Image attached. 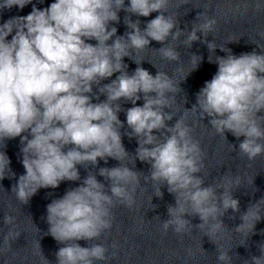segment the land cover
I'll return each mask as SVG.
<instances>
[{
	"label": "clouds",
	"instance_id": "9594fccd",
	"mask_svg": "<svg viewBox=\"0 0 264 264\" xmlns=\"http://www.w3.org/2000/svg\"><path fill=\"white\" fill-rule=\"evenodd\" d=\"M31 3L0 0V11L23 9ZM169 3L128 0L126 6L125 0H54L47 8L33 5L28 15L0 24V144L19 137L25 169L11 189L16 199L27 205L40 189L80 181L78 165L96 167L99 160L107 163L108 158L120 162L117 167L99 168L107 188L89 171L78 187L47 204V235L63 245L55 253L56 264L108 260V248L103 244L82 247L77 241L98 240L112 229V208L117 203L129 209L136 203L141 172L122 163L129 153L122 143L124 123L118 116L124 111L121 100L133 105L125 112L131 131L124 135L137 139L135 160L150 165L145 182H153L155 197L163 198L161 188L167 186L175 198V205L168 206L169 219L161 224L165 234L170 229L177 235L189 233L193 225L185 216L199 217L201 223L195 227L215 244L213 237L226 230L222 220L225 213L229 209L240 211V201L232 194L233 188L239 187V177L233 180L225 176L215 186H204V179L198 175L204 168V153L192 135L194 128L186 122L187 114L198 113L200 120L210 118L211 127L225 139L226 132L238 140L243 137L238 150L248 160L264 155V115H258L264 112V48L261 53L236 56L222 47L220 51L226 56H216L215 60L209 56L208 62L217 65V72L200 88L192 109H186L169 126L166 122L174 116L165 109L175 102L169 94L182 91L181 87L168 73L157 71L153 76L139 66L142 62L134 60L138 66L129 75L124 63L125 57L131 59L133 52L148 48L151 41L162 45L157 50L163 59L180 60V53L168 41H178L185 32L178 19L167 15ZM121 10L129 14L124 21L129 30L123 36L117 35L116 27H110L112 22H120ZM154 12L158 15L143 29L138 19H131L132 15L148 17ZM201 17L203 21L193 24L183 43L191 48L202 35L201 42L209 52H215L216 45L207 37L217 21L203 12L196 19ZM91 40L96 43L87 42ZM234 42L238 41H229ZM192 57L196 58V68L203 57ZM115 73H119L115 79L101 85ZM94 85L97 93L93 92ZM100 95L106 99L94 103L93 97L99 100ZM141 98L143 105L136 106ZM162 132L166 133L163 138L154 134ZM10 164L6 153L0 151V181L7 173L15 177ZM261 204L264 198L241 214L236 232H242L251 221L254 233L256 223L264 217ZM3 222L14 225V217L6 214ZM19 236L10 229L3 237L4 249L11 250L10 242ZM217 251V260L230 264L229 253L220 248ZM260 253L251 257L250 264H264V244Z\"/></svg>",
	"mask_w": 264,
	"mask_h": 264
}]
</instances>
